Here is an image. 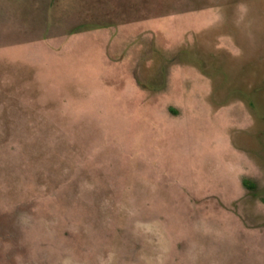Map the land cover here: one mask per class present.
<instances>
[{"label":"rangeland","instance_id":"1","mask_svg":"<svg viewBox=\"0 0 264 264\" xmlns=\"http://www.w3.org/2000/svg\"><path fill=\"white\" fill-rule=\"evenodd\" d=\"M0 264H264V0H0Z\"/></svg>","mask_w":264,"mask_h":264},{"label":"trees","instance_id":"2","mask_svg":"<svg viewBox=\"0 0 264 264\" xmlns=\"http://www.w3.org/2000/svg\"><path fill=\"white\" fill-rule=\"evenodd\" d=\"M245 185L247 186V187H249L250 189H253V188H255V186H254V184H252V183H250V182H245Z\"/></svg>","mask_w":264,"mask_h":264}]
</instances>
